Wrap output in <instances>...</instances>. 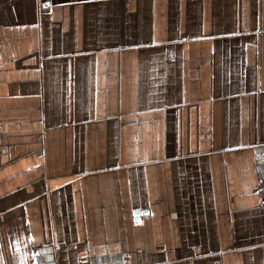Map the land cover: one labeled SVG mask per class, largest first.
<instances>
[{"label": "crops", "instance_id": "0c3cea01", "mask_svg": "<svg viewBox=\"0 0 264 264\" xmlns=\"http://www.w3.org/2000/svg\"><path fill=\"white\" fill-rule=\"evenodd\" d=\"M264 0H0V264H264Z\"/></svg>", "mask_w": 264, "mask_h": 264}, {"label": "built area", "instance_id": "2783aa9c", "mask_svg": "<svg viewBox=\"0 0 264 264\" xmlns=\"http://www.w3.org/2000/svg\"><path fill=\"white\" fill-rule=\"evenodd\" d=\"M258 193L260 196L261 205L263 206L264 205V180H262L258 185ZM121 264H127V262L123 260Z\"/></svg>", "mask_w": 264, "mask_h": 264}]
</instances>
